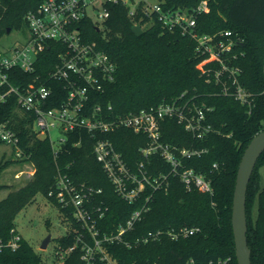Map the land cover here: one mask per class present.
<instances>
[{
    "label": "trees",
    "instance_id": "obj_1",
    "mask_svg": "<svg viewBox=\"0 0 264 264\" xmlns=\"http://www.w3.org/2000/svg\"><path fill=\"white\" fill-rule=\"evenodd\" d=\"M44 0H0V39L15 28L27 25L26 15ZM203 0H159L164 10L183 9L194 12ZM209 11L196 13V30L199 34H215L231 31L240 37L229 54V64L240 68L239 80L252 93L251 111L234 96L226 95L215 78L203 74L198 64L204 58L197 52V41L179 29L163 27L154 14L153 21L144 26L142 34L133 32L136 23L144 25L148 19L141 1L134 17L123 3L109 4L110 16L104 28L90 19L83 21V35L87 40L97 41L116 64L112 81L105 84L93 103L105 110L111 107L115 115L150 109L183 92L196 96L199 103H206L213 110L208 121L215 131L199 140L173 119L165 121L163 140L180 146H196L206 151L184 160L185 166L193 168L210 181L212 191L186 188L177 175L170 176V185L164 189L146 188L141 198L128 202L116 190L93 149L100 139H110L122 154L127 165L137 171L139 163L145 162L149 173L169 172V164L160 155L145 159L140 148L147 138L128 129L114 132H69L66 142L56 153L48 136H40L33 129V116L17 110L16 97L0 106L4 119L20 136V147L36 168L34 178L18 190L0 199V238L11 237L16 227L17 214L36 201L38 194L45 195L58 208L67 224L66 233L56 238L54 258L49 264H57L61 253H66L62 264H88L83 258L86 240L93 245L91 234L82 221L77 220L71 208H64L49 196L55 187L59 172L67 174L74 183L93 187L89 208L102 235L115 231L125 224L137 208L144 205L148 210L133 229L124 234L131 242L105 243L106 251L118 264H185L189 259L199 263L227 256L232 264H238L232 227V207L237 172L243 153L251 139L264 129V0H206ZM60 44L51 43L36 62L33 73L19 69L11 71L14 84L29 82L36 76L50 85L54 99L49 107L59 106L67 94L65 82L51 78L49 73L59 61ZM215 67L214 63H210ZM211 79V80H208ZM264 163V151L260 155L247 190L246 211L248 220L247 239L251 249L252 264H264V189L261 187L259 166ZM7 163L0 165V173ZM4 185L0 184V190ZM151 195L146 200V195ZM257 197V216L252 219L254 200ZM100 208V210H98ZM101 211L104 212L100 217ZM183 227H197L192 235L172 238L167 231ZM17 228V227H16ZM162 230L157 238L144 241L150 232ZM72 248L69 252H67ZM0 264H46L43 256L33 245L22 238L20 246L0 249ZM89 264H108L97 259Z\"/></svg>",
    "mask_w": 264,
    "mask_h": 264
},
{
    "label": "built area",
    "instance_id": "obj_2",
    "mask_svg": "<svg viewBox=\"0 0 264 264\" xmlns=\"http://www.w3.org/2000/svg\"><path fill=\"white\" fill-rule=\"evenodd\" d=\"M141 1L144 2L142 10L149 19L144 25L151 24L156 14L164 28L179 29L182 34L193 37L197 41V52L204 56L198 64L202 73H211L216 83L221 84L224 94L234 96L251 111L252 93L239 80L240 68L231 66L228 62L234 45L242 39L233 37L231 31L199 34L196 30V13L209 11L206 0H203L194 12L183 9L164 10L159 2L152 5L146 0H44L26 15L30 33L26 42L3 46L0 39V106L15 95L17 110L33 116V129L40 136L49 137L56 153L66 142L68 133L75 130L83 129L95 133L128 129L144 135L147 143L140 148L144 158L149 160L152 155H160L169 164L168 173L161 171L153 175L146 169L144 161L139 163L137 171H133L110 139H100L93 149L115 190L128 202L138 201L148 187L167 191L172 174L177 175L188 189L195 187L203 192H210V181L193 168L186 167L184 162L202 154L206 149L194 145L180 146L168 143L163 140V133L165 121L173 119L194 138H206L215 131L213 124L208 121V113L213 110L212 107L199 103L196 96H188L186 91L150 109L128 114L115 115L111 107L105 110L101 104L93 103L95 96L103 92L105 84L114 79L116 64L108 53L99 47L97 41L84 38L83 21L90 19L101 29L99 22L104 23L110 16L109 4L123 3L129 7V15L134 17ZM53 42L61 46L57 51L59 61L49 75L65 82L67 94L59 106L49 107L54 99L50 85L41 82L39 76L27 83L21 81L20 84H14L11 71L19 69L33 73L39 55ZM210 63H214L215 67L209 66ZM53 129L62 133L58 143L52 138ZM0 142L14 148L18 156L27 157L20 147L19 134L1 113ZM96 192L101 190H95L85 184L78 185L67 174L59 172L55 187L50 190L49 196H54L62 207L71 208L73 216L88 228L94 242L91 245L82 239L86 246L83 258L88 264L97 259L108 264H118L106 251L105 243L123 242L129 247L132 246L130 241L124 239V234L134 228L148 207L144 205L137 208L125 224L115 231L100 235L89 208L91 197ZM150 197V194L146 195V200ZM103 214L101 211L100 217ZM198 230L197 227H183L167 232L172 238L178 239L192 235ZM163 233L162 230L150 232L143 240L157 238ZM22 238L23 235L13 227L8 240L0 238V249L10 247L16 250ZM65 255L66 253L60 254L57 264H62ZM185 264H232V257L205 263L189 259Z\"/></svg>",
    "mask_w": 264,
    "mask_h": 264
},
{
    "label": "rangeland",
    "instance_id": "obj_3",
    "mask_svg": "<svg viewBox=\"0 0 264 264\" xmlns=\"http://www.w3.org/2000/svg\"><path fill=\"white\" fill-rule=\"evenodd\" d=\"M146 1L152 5L159 2V0ZM99 24L103 29V22L100 21ZM29 34L28 26L23 24L10 33H6L1 38V43L3 46L20 44L28 40ZM51 134L53 140L58 143L62 133L53 129ZM5 163L7 165L3 167L0 173V184L4 185V188L0 190V199L5 198L10 191L18 190L32 180L36 171L31 160L26 156H18L14 148L0 142V165ZM259 174L261 187L264 189V163L259 166ZM257 201L256 197L252 209V219L257 216ZM15 223L23 237L43 256L46 264H49L54 258L56 238L64 235L68 229L67 224L59 214L58 208L43 194H38L35 202L27 205L17 214ZM49 234L52 238L48 247L42 249V242Z\"/></svg>",
    "mask_w": 264,
    "mask_h": 264
},
{
    "label": "water",
    "instance_id": "obj_4",
    "mask_svg": "<svg viewBox=\"0 0 264 264\" xmlns=\"http://www.w3.org/2000/svg\"><path fill=\"white\" fill-rule=\"evenodd\" d=\"M133 32L142 34L144 29L133 25ZM7 33H10L8 29ZM264 151V129L254 135L246 147L237 172L236 186L232 207V227L235 240V254L238 264H252L251 249L248 244V220L246 211L247 190L260 155ZM52 236L49 234L42 242L41 248L46 249Z\"/></svg>",
    "mask_w": 264,
    "mask_h": 264
},
{
    "label": "flooded vegetation",
    "instance_id": "obj_5",
    "mask_svg": "<svg viewBox=\"0 0 264 264\" xmlns=\"http://www.w3.org/2000/svg\"><path fill=\"white\" fill-rule=\"evenodd\" d=\"M11 32V31H10Z\"/></svg>",
    "mask_w": 264,
    "mask_h": 264
}]
</instances>
